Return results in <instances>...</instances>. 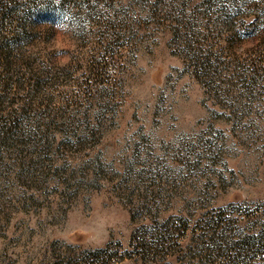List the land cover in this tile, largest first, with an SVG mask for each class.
Returning <instances> with one entry per match:
<instances>
[{"label": "rangeland", "instance_id": "1", "mask_svg": "<svg viewBox=\"0 0 264 264\" xmlns=\"http://www.w3.org/2000/svg\"><path fill=\"white\" fill-rule=\"evenodd\" d=\"M0 264H264V0H0Z\"/></svg>", "mask_w": 264, "mask_h": 264}]
</instances>
